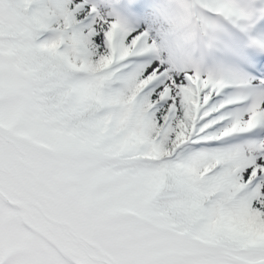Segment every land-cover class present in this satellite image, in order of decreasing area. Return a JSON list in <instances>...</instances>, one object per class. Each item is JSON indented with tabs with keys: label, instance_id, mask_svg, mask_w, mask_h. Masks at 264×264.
<instances>
[{
	"label": "snow or ice",
	"instance_id": "obj_1",
	"mask_svg": "<svg viewBox=\"0 0 264 264\" xmlns=\"http://www.w3.org/2000/svg\"><path fill=\"white\" fill-rule=\"evenodd\" d=\"M0 264H264V0H0Z\"/></svg>",
	"mask_w": 264,
	"mask_h": 264
}]
</instances>
